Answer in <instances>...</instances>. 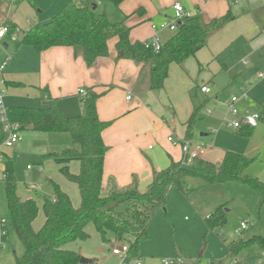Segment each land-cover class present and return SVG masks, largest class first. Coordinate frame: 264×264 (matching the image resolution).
Instances as JSON below:
<instances>
[{"label":"trees","instance_id":"16d2710c","mask_svg":"<svg viewBox=\"0 0 264 264\" xmlns=\"http://www.w3.org/2000/svg\"><path fill=\"white\" fill-rule=\"evenodd\" d=\"M123 1L101 0L96 3L92 0H68L49 20L38 21L25 30L20 44L31 46L38 52L54 46L71 47L75 55H80L90 67L97 59L109 57V42L114 38L117 57L147 67L149 88L160 90L172 62L182 65L187 58L195 56L206 45L211 34L234 18L229 8L224 14L206 22L201 21L198 15H185L178 23L177 30L158 51H154L148 45V39L130 40L131 27L126 20L131 14L121 13L119 20L110 18L106 5L120 11ZM132 14H143V8H137ZM6 24L11 30L16 26L12 22ZM4 85L19 86L20 83L5 81ZM111 87L108 85L107 90ZM94 88L88 87L84 95L79 94L82 112L74 116H66L57 100L45 93L46 89L40 90V106H10L5 110L8 120L18 125L19 133L26 130L69 135L70 145L44 153L43 157L52 158L58 164L59 173L74 182L79 193V205L74 206L67 192L47 178L52 194L43 198L44 219L35 230L33 222L39 213V206L34 198L18 196L12 158H4L2 176L9 211L8 224L24 247L23 254L16 257L13 264L80 263V253L63 246L71 241L87 239L89 234L85 227L89 222L95 226L101 241L108 242L113 238L121 243L129 242L128 255L140 257L139 244L148 237L147 225L153 212L165 206L171 187L187 194V179L199 180L197 187L227 182L244 183L255 190L260 196V203H264V180L245 174L255 157L229 151L225 152L219 163L200 156L191 160L182 157L179 161H170L165 168L153 172L151 181L143 189L135 176L123 186H118L112 177L104 183V158L108 147L101 134L111 121L98 117L97 101L103 93L96 92ZM204 102L195 107L186 120L183 140L192 136L194 122ZM259 120L264 122V112ZM247 127L249 129L241 130V127L236 131L249 135L253 128ZM4 137L5 132L0 125V144ZM0 155L5 156L2 150ZM71 161L78 162L77 172L70 170ZM222 215L220 205L206 218L209 228L219 224ZM254 245L264 250V237H239L229 246L230 254L236 256L242 249Z\"/></svg>","mask_w":264,"mask_h":264},{"label":"rangeland","instance_id":"374dc122","mask_svg":"<svg viewBox=\"0 0 264 264\" xmlns=\"http://www.w3.org/2000/svg\"><path fill=\"white\" fill-rule=\"evenodd\" d=\"M2 1L6 2L5 0ZM22 1L14 0L13 2L9 1L7 5L0 4V22L5 14V9L14 13V7L17 6L19 8L17 11L15 10L16 19L22 25L25 24L26 18H32V15L27 14L22 10L23 8H20ZM67 1L36 0L34 4L39 5V7L35 5L31 13L37 15L41 20L48 16L49 11L44 10L42 13H37L36 10L41 9L40 6L45 5L46 9L49 8L48 5L58 6L56 11H50L52 12L50 13L51 15L55 14ZM160 1L155 0L157 3ZM162 1L169 2L170 6L174 2V0ZM178 1L186 8H189L188 0ZM220 1L226 4L222 14L229 8L235 18L227 22L219 34L208 38L206 45L201 48V51L207 52L205 57L208 58L207 63H202L203 69L198 71L194 56L189 57L192 60V65L188 68L182 69L181 66H178L179 64L172 62L169 66V75L166 78V83L169 82L167 88L168 96L163 97L160 94V90L150 89L151 96L148 103L157 112L158 119L162 124L165 122L170 123L169 133L164 136L162 134L157 135L150 142L151 148H159L163 152H167L168 147L165 142H167V136H171L173 140H170L171 142L168 141V143L181 154L178 142L184 131L182 122L188 117V114H186L188 112L187 107H196L205 101L193 125L192 132L195 135V139H201L202 142L210 144L212 148L226 151L229 148L232 152L241 153L246 148V142H248L250 136L236 134L235 131L226 126L223 118L226 117L229 120L232 118V115L227 112L226 103L232 95H240L243 86L241 81L244 78L243 75L240 76V73L244 69H249L250 80H252L248 85L251 88L248 93L249 99L244 105L246 104L248 108L260 115L264 111V77L258 79L256 76L257 72H264V46L257 49L256 54L251 56L252 45H249V41L252 38L251 36L249 38V33L247 32L243 39L239 38L230 48L224 50L225 46L230 45L231 41L229 42V39L233 38L231 36L238 29L245 28V26H242L241 18H236L235 14L236 10L241 8L239 6L240 3L236 4L239 0H212L211 3L215 2L218 5L217 3ZM207 3H209V0H203V4L206 5ZM198 7V14L200 13L199 16L202 20L201 4ZM106 8L112 20L121 19V12L117 8L108 4ZM164 8H166L168 14L171 13V9L167 4L164 5ZM244 13V15H249L245 17H248L250 19L249 22L253 24L254 13L252 14L247 9H245ZM164 22L166 21L158 23L154 21L151 24L160 27ZM253 27L250 31H253ZM23 30L25 31L26 29L22 28L19 31L20 33H9L3 40H0V64L6 57L8 58V63L4 70L5 73L2 72L0 74V81L3 80V83L7 77L6 72H14L16 77H21L22 74L18 76L16 73L23 70V68L28 70L27 68H32L33 66L30 63L31 57L28 52L32 50L27 46H21L19 43L20 34L23 33ZM159 30H162L161 35L164 41L165 36L174 33L168 28H159ZM114 41V38L111 39L109 44H114ZM249 46H251L250 49ZM247 50L249 54H246L245 51ZM213 52L215 54L219 53L217 58L214 57ZM222 61H227L234 67L230 71L220 70ZM202 83H206L210 87L211 92L207 96L200 92L199 86ZM28 87L24 88L19 85L17 87L19 92L13 93L10 92L13 87L7 86V93H4L3 96V106L5 108L10 106H40V101L31 95V88ZM40 94L41 92L39 91ZM215 97L217 101H214ZM68 99H70V107H81L76 98L68 97ZM207 109L212 112L208 113ZM173 116L175 117L172 119ZM257 125L264 129V122L260 121ZM212 130L217 131L211 135L200 136L201 132L207 133ZM262 133L264 134V131ZM19 136L20 141L12 148H5L1 143L0 151L10 149L9 156L13 161L18 196L23 199L34 198L39 206V213L33 222V227L36 230L44 219L42 211L43 198L51 197L52 194L47 178H51L60 187L62 184L63 187L61 188L67 189V194L72 204L74 206L79 204V193L75 183L59 173L58 164L52 158L43 157L44 153L58 150L61 142L64 145L67 144V142L62 140L66 139L68 141L70 137L66 133L31 131H20ZM211 138L212 142H209ZM263 138L258 136V139L256 137L251 140L252 147L249 151V156L256 154L257 158L245 170V174L257 177L260 180H264ZM170 150H172L171 147ZM165 152L164 155L166 157ZM9 156L6 154L5 156H0V221H5V226L0 229V240L2 243L0 247V264H13L15 258L20 257L24 252L21 241L8 224L9 211L5 193V179L2 176V172L4 158ZM207 157L211 160L214 159L210 155ZM72 162L76 163L77 161ZM27 166H30V168H27ZM58 177L63 180L61 183ZM199 183V180L187 179V194L175 187H171L167 193L165 206L159 207L153 212L147 225L148 237L140 242L138 249L144 264H163L161 260L170 257H180L182 262L177 264H225L231 258L229 246L233 241L239 237L246 239L252 235L264 237V203H260V196L255 190L240 182L197 187ZM33 185L38 186V188L34 190L32 188ZM192 187L197 188L191 189ZM220 205L223 208L221 222L213 228H209L206 218L214 213ZM242 221L249 222V226L238 236L235 234V230L239 228ZM85 229L89 234L87 239L71 241L63 246L66 249L79 252L81 257L90 260L88 263L78 264H119L120 259L113 255L112 248L120 246L122 243L115 241L113 238H110L108 242L101 241L92 222L87 223ZM247 252H249L248 255L250 256L245 257V260L249 261L255 252H258L260 257L261 249L258 246H253L247 249ZM242 254L239 256L242 257Z\"/></svg>","mask_w":264,"mask_h":264},{"label":"crops","instance_id":"0c3cea01","mask_svg":"<svg viewBox=\"0 0 264 264\" xmlns=\"http://www.w3.org/2000/svg\"><path fill=\"white\" fill-rule=\"evenodd\" d=\"M5 1L6 2L1 0L0 4L7 5L9 1L13 2L14 0ZM34 1L36 0H23L20 4V8H23V11H25L27 14L32 15V18H26L24 25H22L16 19V11L19 8L18 6L14 7V13H11V10L8 12V9H5V14L3 15L0 25L3 22L8 21L12 22L21 29L23 28L27 30L38 21L45 22L50 19L51 15H53H50V13H52L50 11L54 12L58 7L56 5H48L49 8L46 9L45 5L40 6L41 9L36 10L37 13H42L44 10L49 11L48 16L40 20L37 15L31 13V10H34L35 5L39 7V5L34 4ZM100 1L101 0L95 2L99 3ZM177 1L178 0H174V2ZM211 1L209 0V3L205 5L203 4V0H188L189 8H186L184 5L182 6L184 7L188 15L199 16L200 13L198 14V5L201 4V21L206 22L213 17L221 15L226 8V4L221 3V1L217 3L218 5H216L215 2L211 3ZM239 3V6L241 8L237 9L235 12L236 18H241L242 26H245L246 29L243 27L238 29L236 33L231 36L233 38L229 39V42L231 41L230 43L228 42L230 45L225 46L224 50L230 48L232 44L239 38L243 39L248 32L249 38L250 36L252 38L249 41V45H252V47L249 46V49L250 47L252 49L250 51V54L252 56L256 54L257 49H260L264 46V34L262 32V30L264 29V0H239V2L236 4ZM165 4L170 7V14L166 12V8H164ZM139 7L143 8V14H132ZM119 9L121 13L128 15L131 14L130 17L126 20L127 25L131 27L129 33L131 41L149 39L155 31L154 24L151 23H154V21H156V23L160 21H169L173 16V5L170 6L169 2L166 3L162 0L159 3L155 2V0H124L120 4ZM245 9L252 12V14L254 13L253 19L255 22L253 21V24L249 22L250 19L248 17H245L249 16L244 15ZM225 25L217 32L211 34L208 38L219 34L225 27ZM252 26H254L253 31H250ZM161 31L162 30H158V34L160 35L162 42H165L170 38L172 34L165 36L166 38L164 41L162 39ZM243 32H245L244 35ZM6 36H4L0 40H3ZM21 36L22 33L20 34V38ZM20 45L27 46L30 48V50H32L28 52L31 57L30 63H32L33 66L32 68H27L28 70H24L23 68V70H20V72L16 73L18 76L22 74L21 77H16L14 72H6L7 77L5 76V81L20 83V85L24 88L29 86L28 88H31V95H33L35 98H38L39 91L41 89H46L45 93H48L51 97L57 100V103L59 104L62 112L66 116H74L82 112V105L80 102L78 89L95 87L94 89L96 92L103 93L97 101V114L101 120L111 121L110 125L106 127L101 134L103 142L108 147L104 158V183L107 182V179L109 177H112L118 186H123L128 184L131 181L132 177L135 176L138 180L139 187L143 189L145 185L151 181L153 172L155 170H161L165 168L170 163V161H179L182 159L183 154H180L175 147L168 143V141L171 142L173 140L172 139L170 141L168 139L169 136H167V142H165L166 146L168 147V150H166L167 152L164 151L166 153V157L161 149L151 148L150 142H152L157 135L162 134L164 136L165 134L169 133L170 123L165 122L162 124L158 119L157 112L153 110L148 103L151 96L147 81L148 68H143L141 64L136 63L133 60L117 57V53L113 43L109 44V57L97 59V61L90 67L85 64L83 58L80 55H75L71 47L54 46L44 51L38 52L31 46L24 44ZM201 50L202 49L197 51L194 56V60L196 61L198 66V71H201L203 69L202 63H207L208 59L207 57H205V54L207 52ZM245 52L247 54L248 50ZM213 55L215 58H217L219 53L217 52L215 54L213 52ZM191 65L192 60L188 58L184 61L183 65L178 66H181L183 69L188 68ZM230 65L231 64H229V62L222 61L220 63V70L224 69L226 71H230V69L234 67L233 65ZM3 73L5 72L3 71ZM241 75L244 76L243 81H241V85H243L241 89H246L247 98L241 99L238 102V107L241 113L254 111L248 108L246 104L244 105V103L249 99L248 93L251 90V88L248 87V85L252 81L250 80L251 76L249 73V69L242 70L240 76ZM205 84L206 83H202L199 88ZM108 85H112V87L107 90ZM168 85L169 82L166 83L165 79L163 87L160 89V94L163 95V97L168 96ZM8 87H13V90H11L10 92H19V88H17L19 86L9 85ZM0 88H3L5 90V93H7V86L5 87L3 80L0 81ZM128 93H130L129 99H127ZM203 94L207 96V94ZM68 97L76 98L81 107H70V99H68ZM216 97L214 101H217ZM194 108L195 107H187L188 112H186V114H188V117L190 116ZM174 117L175 116H173L172 119ZM186 120L182 122L184 131L182 137L178 142L180 144V150L181 143L184 141L183 138L185 133ZM260 121L261 120H259V122ZM247 129H249L247 126H243L241 130ZM233 131H235V133L240 136H250V139L248 140V142H246V148L243 149L241 153H233L244 154L248 157H255L254 159H256V154H254L253 156H249V151L252 147L251 140L256 137L258 139V136L264 137V134L262 133L264 129L262 127H258L257 125L253 129H250L249 135H241L237 133L236 130ZM208 134L211 135L212 132H201L200 136H206ZM62 141L67 142V144L64 145L63 142H61V146L58 149L71 144V140L66 141V139H64ZM187 141H190L192 146L195 144H202L203 152L200 157H203L204 159L213 163H219L223 158L225 152H232V150H229V148H227V151L223 149L219 150L218 148H212L210 144L202 142L201 139H195V135L193 132L192 136ZM209 142H212V138L209 139ZM170 147L172 150H170ZM2 151L4 155H10V149ZM208 155H210V157L214 159L211 160L207 157ZM69 168L72 172H77L79 168L78 162L73 163L71 161L69 163ZM58 179L60 183L61 181H63L60 177H58ZM61 187H63L62 184ZM62 189L67 192L66 188ZM249 248L242 249V251H240L238 255L234 256L238 259L240 264H247L246 262H252L253 260L255 261L256 258L259 257V253L255 252L252 254V259L246 261L245 257L250 256L248 255L249 252H247V249ZM241 253H243L242 257L239 256L241 255Z\"/></svg>","mask_w":264,"mask_h":264},{"label":"built area","instance_id":"2783aa9c","mask_svg":"<svg viewBox=\"0 0 264 264\" xmlns=\"http://www.w3.org/2000/svg\"><path fill=\"white\" fill-rule=\"evenodd\" d=\"M185 15H188L182 6L180 2H174L173 3V16L169 21H166L160 25V27H156L154 33L151 35V37L148 39V45L154 50L158 51L163 42L161 40L160 35L158 34L159 28H168L170 31L175 32L178 28V23L182 21L183 17ZM21 30L20 27L15 26L13 30L9 28V26L6 23H3L0 25V39H2L4 36H6L9 33H17ZM264 34V29L262 30ZM8 63V58L6 57L2 63L0 64V74L4 71L6 65ZM258 78L264 77V72H258L257 74ZM200 91L209 94L211 92L210 87L205 84L200 87ZM5 90L3 88H0V125L2 126L3 131L5 132V137L2 141V145L5 148H11L13 147L20 139L19 136V130L18 125L15 123H11L7 116H6V108L3 106V96H4ZM78 93L81 95L85 94V89L80 88L78 89ZM130 98V93L127 94V99ZM247 98V91L246 89H241L240 95L235 96L232 95L230 99L226 103L227 112L232 115V118L229 120L226 117L223 118V122L226 124L227 127L237 130L240 129L243 126H249V127H256L260 114H258L255 111H247L245 113H241L240 109L238 107V102L241 99ZM208 113H211L212 111L210 109L206 110ZM217 130H212L211 132L214 133ZM169 140H172L173 138L171 136L168 137ZM181 151L183 154V158H187L188 160H191L195 157H199L203 152V145L202 144H195L191 145L190 141L184 140L181 143ZM1 156V155H0ZM27 168H30V166H27ZM33 189H37L38 186L33 185ZM4 221H0V229L3 227ZM249 226V222L242 221L240 222L239 228L235 230V234L240 236L242 232L247 229ZM2 234V231H1ZM1 236V235H0ZM2 246L1 240H0V247ZM113 255L119 257L120 263L119 264H144L140 257H132L128 255V244L122 243L120 246H114L112 248ZM264 250L261 251L260 257H258L254 262L247 263V264H264ZM163 264H177L179 262H182V259L180 257H170V258H164L161 260ZM225 264H240L238 259L234 256H231L230 260L227 261Z\"/></svg>","mask_w":264,"mask_h":264},{"label":"water","instance_id":"95a60500","mask_svg":"<svg viewBox=\"0 0 264 264\" xmlns=\"http://www.w3.org/2000/svg\"><path fill=\"white\" fill-rule=\"evenodd\" d=\"M94 8H95V5H94ZM79 262L80 263H88V262H90V260L89 259H86L84 257H80Z\"/></svg>","mask_w":264,"mask_h":264}]
</instances>
